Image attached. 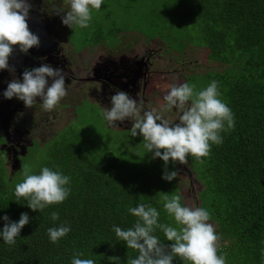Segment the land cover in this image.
<instances>
[{
    "label": "trees",
    "instance_id": "trees-1",
    "mask_svg": "<svg viewBox=\"0 0 264 264\" xmlns=\"http://www.w3.org/2000/svg\"><path fill=\"white\" fill-rule=\"evenodd\" d=\"M174 1L189 30L196 33L189 40L205 46L209 58L225 64L222 70H207L206 82H218L220 99L230 107L235 121L232 129L220 133L223 142L212 144L210 154L202 157V175L201 164L188 157L200 187L197 200L201 196V204L210 213L209 223L220 236L218 255L225 253L235 264H264V0ZM85 40L90 44L89 38ZM192 74L185 76L184 83H193L188 79ZM0 124L8 135L0 133V217L8 215L18 221L25 212L30 217L14 245L0 237V264H71L77 251L95 264H113L109 256H118L119 264H127V259L135 258L138 252L118 241L112 226L125 230L133 227L138 218L129 208L140 203L157 208L159 223L177 227L163 208V197L180 192L175 179H162L164 170L159 168L160 174H151L153 164L146 166L107 152L91 136L66 129L72 127L69 122L42 144L30 138L27 151L17 157L15 168L9 172L2 154L14 158L9 153L6 121L0 119ZM128 128L123 131H130ZM36 142L46 149L33 173L39 174L46 166L70 177L69 196L43 211H32L26 199H17L14 194L15 185L23 180L16 174ZM145 158L150 160L148 155ZM53 211L59 213L57 221L51 219ZM65 222L71 231L52 243L48 228ZM4 223L0 219V230ZM153 234L162 243H171L160 229ZM173 264L187 262L176 257Z\"/></svg>",
    "mask_w": 264,
    "mask_h": 264
},
{
    "label": "rangeland",
    "instance_id": "rangeland-1",
    "mask_svg": "<svg viewBox=\"0 0 264 264\" xmlns=\"http://www.w3.org/2000/svg\"><path fill=\"white\" fill-rule=\"evenodd\" d=\"M43 1L46 7L42 10L37 0H32L34 8L29 20L31 31L36 34L41 32L39 37L43 43L39 48L45 42L41 54L30 49L32 55L27 59L28 63L26 55L15 50L10 63L15 65L16 71L0 70V119L6 121L10 138L12 136L19 142L16 147L13 144L8 146L13 160L10 156L5 158V154H2L7 171L11 172L16 166L17 157L27 151L30 138H35L42 144L53 132L71 122L72 127L66 129L91 136L99 145L104 146L107 152L127 157L131 162L146 163V166L153 164L151 167L154 171L150 173L160 174V169L164 170L163 160L152 159V154L144 148L145 141L142 136L132 137L130 131H123L131 128L132 121H117L116 126H113L102 116L101 113L111 106V95L117 90H124L133 98L138 99V95L144 97L146 104L150 102L153 108L159 110L165 103L163 97L170 90V85L184 83L185 76L193 73L188 79L196 85L197 91L202 90L208 86L206 73L210 71H206L222 70L225 64L209 58L205 46H197L195 40H189L196 33L191 28L189 30L188 21L174 0H104L100 10L94 9L88 27L73 26L72 29L63 25L60 16L56 15L58 10H70L68 0ZM46 9L50 12H45ZM111 28L114 29L113 32ZM98 29L100 31L97 32ZM145 36L157 38L146 39ZM87 38L90 39V44H87ZM58 39L62 44L68 45L66 51L70 57L69 61H52L57 60L60 55L49 52V49H54L59 44ZM98 40L102 41L96 42ZM38 63H49L64 71L71 65L74 73L66 71L69 73L67 76L76 74L81 79L86 78V74L90 72L95 73L94 79L104 82L97 81L92 89L85 90L84 85H92L91 81L75 82L66 77V88H72L67 90V95L51 111L43 109L39 98L33 108H26L23 101L15 97L10 100L4 98L3 91L8 82L12 79L22 80L24 68L38 67ZM91 68H94V71ZM101 87L102 91H97ZM159 100L160 103H157ZM190 103L189 101V106ZM179 114L177 109L173 108L167 118L176 122ZM4 127L0 124V130L3 132ZM6 134L3 133L4 136ZM45 149L40 148L36 142L29 148L23 165H30L33 171L42 162ZM147 155L150 156L149 161L145 158ZM189 157L194 161L192 156ZM197 163L201 164L202 175L204 160L201 158ZM172 167L177 171V177L174 179L182 198L181 204L197 207L200 201V207L205 208L201 204V196L200 200H197L200 187L194 178L191 165L169 163V171H172ZM21 175L22 169L16 176ZM218 243L220 248V240ZM221 255L226 256V264H235L225 253Z\"/></svg>",
    "mask_w": 264,
    "mask_h": 264
},
{
    "label": "clouds",
    "instance_id": "clouds-1",
    "mask_svg": "<svg viewBox=\"0 0 264 264\" xmlns=\"http://www.w3.org/2000/svg\"><path fill=\"white\" fill-rule=\"evenodd\" d=\"M68 2L70 10H58L56 15L60 16L63 25L72 29L73 26L88 27L92 10H100L104 0ZM33 8L32 0H0V70L16 71L15 65L10 63L15 50L27 55L33 47H40L39 35L29 26ZM66 77L64 69L49 63L25 67L22 80L9 81L3 97L9 100L15 97L23 101L26 108H33L39 98L43 109L51 111L67 95ZM169 89L159 110L150 102L146 104L142 96L138 95L137 99L127 91L117 90L110 97V108L101 114L113 126L117 121H132L130 135L143 137L144 148L152 154V159L160 158L164 162L162 179L171 182L177 177V171H169V163L186 165L189 156L197 160L207 157L212 144L223 142L220 133L232 129L235 121L230 107L220 99L215 80L199 91L190 83L173 84ZM97 91H102V87ZM173 108L180 113L176 122L167 118ZM22 176L23 180L15 185L14 194L17 199H26L32 211H43L49 205L60 204L70 194L67 187L70 177L58 170L45 166L39 174H34L31 166L25 164ZM181 199L179 194L163 197V208L174 218L177 227L159 223L160 212L145 203L129 208V212L138 218L133 227L125 230L112 226L118 241L138 252L135 258L127 259V264H173L176 257L187 264H226V256L218 255L220 236L209 223L210 213L203 207L183 206ZM0 219L5 221L0 237L8 245L16 243V237L30 222L26 212L20 214L18 221H12L8 215ZM51 219L57 221L59 213L53 211ZM156 229H160L171 243H162L153 234ZM47 231L50 241L57 243L71 227L65 222ZM83 256L82 251L74 252L71 264H95L93 259L81 258ZM108 260L119 264L120 257L109 256Z\"/></svg>",
    "mask_w": 264,
    "mask_h": 264
},
{
    "label": "flooded vegetation",
    "instance_id": "flooded-vegetation-1",
    "mask_svg": "<svg viewBox=\"0 0 264 264\" xmlns=\"http://www.w3.org/2000/svg\"><path fill=\"white\" fill-rule=\"evenodd\" d=\"M37 2L40 4V7H42V10H43V8H45L46 7V5L44 4V1L43 0H37ZM52 5V4H51ZM53 8V5H52V7H50V9H52ZM55 9H57V7L55 8ZM45 12H50L49 10H44ZM34 15H35V13H34ZM37 20V19H36ZM35 19H34V21H36ZM38 21V20H37ZM37 28V30L39 29V23H38V26L36 27ZM41 33V32H40ZM40 33H38L37 35H40V37H41V34ZM54 40H56V38H53ZM43 43V41H41V44ZM58 43L59 44H57L55 47H54V49H49V52H50V54H60L59 56H58V58H57V60H52V61H54L55 63L59 60V59H68V61L70 60L69 58L70 57H68V53H67V51H66V46H68L67 44H62L63 42H61L59 39H58ZM40 44V45H41ZM44 44H45V42H44ZM44 44L42 45V47L41 48H36V47H33L32 48V51L34 52V53H38V54H41V49L44 47ZM36 49V50H33V49ZM18 50V49H17ZM19 51V50H18ZM78 52V51H77ZM31 53L29 52V54L28 55H26L25 56V59L27 60V59H29V58H31ZM36 60H38L39 61V59H36ZM67 61V65L69 64V62ZM27 62L29 63V61L27 60ZM64 63V62H63ZM62 63V64H63ZM37 65H39L40 66V63H38ZM91 69H93V71H94V68H91ZM65 71H67V72H69V71H71L72 73H74L73 72V70H72V68H71V65L67 68V70H65ZM69 73H67V75H68ZM71 74V73H70ZM95 73H87L86 75H87V77L86 78H81V79H79L80 77H78V76H76V74H75V76H73L72 74H71V76L69 77V76H67L68 78L67 79H70V80H72V81H75V82H82V83H85V82H83V81H91L92 82V85H90V84H87V85H84L85 86V90L86 89H92V87L94 86V84H95V82H97V81H99V82H104V81H102V80H96V79H94L95 78V75H94ZM97 75V74H96ZM93 80H94V82H93ZM76 85V84H75ZM72 88V87H71ZM71 88H68L67 90H69V89H71ZM157 103H160V100L157 102ZM0 133H4L3 132V130H0ZM9 140H10V144H16V143H19L18 141H15V139L14 138H12V136H11V138H10V135H9Z\"/></svg>",
    "mask_w": 264,
    "mask_h": 264
},
{
    "label": "water",
    "instance_id": "water-1",
    "mask_svg": "<svg viewBox=\"0 0 264 264\" xmlns=\"http://www.w3.org/2000/svg\"><path fill=\"white\" fill-rule=\"evenodd\" d=\"M7 136H8V135L6 134V137H7ZM14 168H15V167H13V169H14ZM13 169H12V170H13Z\"/></svg>",
    "mask_w": 264,
    "mask_h": 264
}]
</instances>
